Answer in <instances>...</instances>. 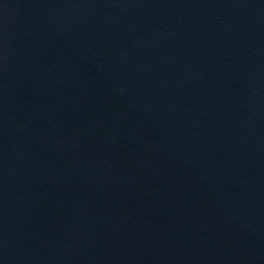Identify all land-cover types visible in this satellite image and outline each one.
<instances>
[{"label":"water","instance_id":"95a60500","mask_svg":"<svg viewBox=\"0 0 264 264\" xmlns=\"http://www.w3.org/2000/svg\"><path fill=\"white\" fill-rule=\"evenodd\" d=\"M0 264H264V0H0Z\"/></svg>","mask_w":264,"mask_h":264}]
</instances>
